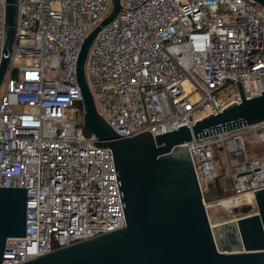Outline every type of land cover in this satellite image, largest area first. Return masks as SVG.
<instances>
[{
	"label": "built area",
	"instance_id": "1",
	"mask_svg": "<svg viewBox=\"0 0 264 264\" xmlns=\"http://www.w3.org/2000/svg\"><path fill=\"white\" fill-rule=\"evenodd\" d=\"M84 63L96 112L118 136L192 126L264 92V6L251 0H119ZM110 0H17L0 97V187L25 191L24 235L6 239L0 264H19L124 227L109 149L81 134L75 67ZM4 0H0V56ZM264 122L185 143L201 194L224 154L238 201L264 188ZM225 199V198H223ZM220 201V200H219ZM218 201V202H219ZM217 202V203H218ZM249 203V204H250Z\"/></svg>",
	"mask_w": 264,
	"mask_h": 264
},
{
	"label": "water",
	"instance_id": "2",
	"mask_svg": "<svg viewBox=\"0 0 264 264\" xmlns=\"http://www.w3.org/2000/svg\"><path fill=\"white\" fill-rule=\"evenodd\" d=\"M251 1L264 6V0ZM110 3L80 46L75 79L83 106L81 134L111 153L124 227L19 264H264V188L252 191L251 205L238 208L241 217L210 228L185 147L190 140L264 122V92L245 99L235 81L239 101L192 126L152 137L116 135L96 112L84 75L92 40L120 9L119 0ZM16 19L17 0H4L0 83ZM25 202L24 189L0 187V260L6 239L24 235ZM251 208L255 213L248 215Z\"/></svg>",
	"mask_w": 264,
	"mask_h": 264
},
{
	"label": "rangeland",
	"instance_id": "3",
	"mask_svg": "<svg viewBox=\"0 0 264 264\" xmlns=\"http://www.w3.org/2000/svg\"><path fill=\"white\" fill-rule=\"evenodd\" d=\"M4 84H5V80L3 79L0 83V97L4 90ZM241 138H242L245 152L247 155L257 154L260 152V150L264 149V143H260V144L254 143L253 136L250 133L242 134ZM218 156L219 158L218 157L216 158L217 175L220 176L222 174L221 171H223L224 173V175H222V179L220 178L219 180V184H220V187L223 189V191L227 192L229 191V186H228V181L225 179L226 178L225 176L228 175L226 157L222 153H219ZM203 198L205 199L206 205L208 204V207L205 208V212L207 215V220L209 222L210 228H214L217 225L222 224V223L234 221L235 219L241 217L240 213L233 214L232 210L234 208H237L238 210V208L252 204L250 203V200H251L250 197L247 195L244 196L243 199H240L238 201L229 200L226 197H224L225 199L218 198V196H216L213 192L204 194ZM222 200H229V202H226V201L223 202ZM254 213H255L254 208H251L247 212L248 215H251Z\"/></svg>",
	"mask_w": 264,
	"mask_h": 264
},
{
	"label": "trees",
	"instance_id": "4",
	"mask_svg": "<svg viewBox=\"0 0 264 264\" xmlns=\"http://www.w3.org/2000/svg\"><path fill=\"white\" fill-rule=\"evenodd\" d=\"M97 145L101 146L100 144H97ZM217 157L219 158V156L215 152V159ZM221 172L222 174L220 176L217 175V177L212 182L207 184V192H206V193L213 192L216 196H218V198H224L231 194L230 181H229L228 175L225 176L226 177L225 179L228 181V186H229V191H227L228 193L226 191L224 192L223 189L220 187L219 180L220 178L222 179V175H224L223 171ZM237 213H238V210H237Z\"/></svg>",
	"mask_w": 264,
	"mask_h": 264
},
{
	"label": "bare ground",
	"instance_id": "5",
	"mask_svg": "<svg viewBox=\"0 0 264 264\" xmlns=\"http://www.w3.org/2000/svg\"><path fill=\"white\" fill-rule=\"evenodd\" d=\"M246 196V195H245ZM250 197V196H249ZM223 202L226 201V202H229V200H222Z\"/></svg>",
	"mask_w": 264,
	"mask_h": 264
}]
</instances>
